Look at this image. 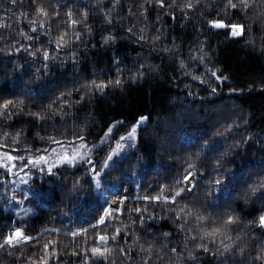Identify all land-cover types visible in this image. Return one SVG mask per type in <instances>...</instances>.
Masks as SVG:
<instances>
[{"label": "trees", "instance_id": "16d2710c", "mask_svg": "<svg viewBox=\"0 0 264 264\" xmlns=\"http://www.w3.org/2000/svg\"><path fill=\"white\" fill-rule=\"evenodd\" d=\"M52 2L54 4L55 0ZM95 2L71 0V6L93 5ZM225 2L201 0V7L189 19L177 13V18L173 20L167 10L149 6L146 0H121V4L114 9L113 0H103L106 8L99 11L89 9L88 19L77 25V30L87 24L92 31L85 32L84 43L76 45L75 63L65 59L64 52H60V58L50 61L45 71L42 57L19 54L8 61L5 54L0 53V61H7L0 62V96L24 100L23 114L17 113L11 120L0 118V145H5L0 149L12 152L16 145L12 143L11 136L17 131L21 132L19 154L37 155L40 154L37 149L49 151L56 146L47 139L41 141L37 133L54 137L62 143L79 141L77 135L84 136L87 142H94L104 137L108 127L114 125L111 138L104 137L90 156L99 162L114 147L116 139L126 133L139 117H148L145 124L139 127L137 147L126 152L132 163L124 166L126 175L123 183L97 190L94 187L89 189L85 182L80 193L72 194L69 192L71 183L77 177L84 178L83 169L61 170L58 177L43 175L42 179L35 180L37 183L33 186L42 195H37L35 199L29 197L20 210H5L6 190L4 181H0V231L7 233L13 227H20L38 240L37 244L21 242L17 246L19 250H13L11 256L7 255L9 249L0 250V264H13V261L23 264V261L17 260L21 253L25 257H38L43 251L41 246L49 240L54 242L56 251L50 264H84L83 256L91 255L86 250L94 245V233L101 230L111 233L116 227L130 225L128 209L133 207H148V214L155 212L158 218L146 221L143 234L137 231L139 222L130 229L122 227L123 232L141 235L138 244L133 245L131 235H122L116 242H110L109 246L116 250L114 254L107 261L99 259L97 264H141L143 254L139 245L147 248L149 243L153 244V251H158L163 257V264H170L169 254L162 245L183 248V234H177L176 225L161 212L160 206L150 205L141 197L146 193L158 194L161 185L173 186L189 162L196 163L197 171L207 170L215 176L217 173L212 171V164L221 153H227L224 161H231L224 163L222 171H236L234 185H227L229 190L233 186L235 190L230 194L213 190L209 195L205 191L209 176L201 178L197 175L200 183L192 196L187 197V202L196 203L213 216L222 213L226 206L235 209L242 219L232 227L230 234L233 240L240 237L237 246L248 245L250 250L255 249L248 222L264 209V199L246 200L242 193L257 173L264 175V88L261 87L264 85V51L260 50L264 42V18L256 16L255 10L249 11L246 16L239 12L233 15L232 10H226L225 14ZM28 4L29 0H24L23 9L17 5L15 17L8 19L6 17H12V12L6 13L5 9L10 5L7 0H0V21L12 25L0 28V48L13 41L29 43L18 35V29L27 30V21L20 17ZM109 9H112L111 26L105 25L102 18ZM217 13L222 19L249 26L247 34L243 38H230L225 30H209L204 20L215 18ZM74 18L79 19V14ZM15 19L20 22L15 23ZM66 27V17L61 13L57 22L51 24V36L54 38ZM129 27L137 36L145 35L146 41L137 43L134 37H129L126 32ZM141 29H144L143 33ZM72 31L68 29L69 35ZM108 33L118 39L114 44L105 46L103 35ZM157 35L160 39L154 40ZM43 38L41 35L40 39ZM249 39L255 41V47L246 43ZM202 42L208 53L203 64L189 58L200 55L197 49ZM35 46L42 47L40 43ZM52 54L57 55L55 52ZM71 54L69 52V56ZM181 60L185 64L183 68ZM14 64L22 66L16 73L12 71ZM206 69L215 70L227 79L216 82ZM137 72L143 73V76L133 82L129 77ZM192 74L205 79V84L193 81ZM37 75L39 80H36ZM13 77L17 78L15 83ZM117 78L122 80V84L109 85L104 92L86 93L81 88L82 84L93 79L114 81ZM211 87H217V92L211 93ZM61 92L71 93L67 99L73 102L70 108H64L66 115L42 112L49 101ZM81 95H84V100H80ZM28 113H40L44 118L37 120ZM229 124L234 125L231 132L223 136L215 135L217 131L224 132ZM4 132L10 135L4 137ZM198 135L217 141V149L205 156L200 151L204 140L197 139ZM249 136L251 140L246 149L244 146L235 147L236 142ZM237 152L239 155H236ZM137 156L142 157L139 163ZM203 163L207 164V169L201 167ZM164 194H170L167 188ZM121 197L127 199L120 207L124 209L123 213L117 214L119 219L111 222L110 217L106 228H93L91 225L102 214V206L106 207L112 199ZM217 203L219 207H213ZM80 228L87 229V232L77 237L70 235ZM165 232L171 235L164 237ZM260 240H264V236L257 232V242ZM118 246L130 249V261L120 255ZM74 251L79 255H73ZM229 261L231 264H249L247 256H229L224 264ZM88 264L92 261L89 260ZM152 264H160L155 255L152 256ZM195 264H217V261L200 253Z\"/></svg>", "mask_w": 264, "mask_h": 264}, {"label": "snow or ice", "instance_id": "6c2138e0", "mask_svg": "<svg viewBox=\"0 0 264 264\" xmlns=\"http://www.w3.org/2000/svg\"><path fill=\"white\" fill-rule=\"evenodd\" d=\"M10 7L6 8L5 11L12 12V17H6L8 19H13L15 17L16 6L19 5L22 9L24 8V0H7ZM149 6L157 7L161 11L167 10V14L171 19L175 20L177 18V13L182 15L185 19H189L191 14L198 8L201 7V0H146ZM121 4V0H113L112 8H116ZM107 6L103 4V0H96L95 4H81L76 7L71 6V0H55L53 4L52 0H29L28 8L26 11L21 12L20 19L27 21V30L24 28L18 29V35L23 39L28 41V44H21L19 41H13L10 45L0 48V53H4L8 58V61L12 59L14 55L25 54L33 58L42 57L43 64L42 68L47 71L49 68V62L58 60L59 53L64 52L65 59H70L73 63L76 62V53L74 51L78 43H84L83 35L85 32H91L92 29L84 24V28L77 30V25L86 21L89 16V9H95L99 11L101 8H106ZM144 9V5L140 6ZM226 10H232V14L235 15L236 12L242 13L245 16L249 11L255 10L256 16L264 18V0H226L225 5ZM112 9L108 10L102 18L104 19L105 25L111 26L112 20L110 19V13ZM63 13L66 17L67 27L64 30L59 31L58 35L54 38L51 36V24L57 22L60 14ZM79 14V19L74 18ZM29 17H33L29 19ZM19 19H15V23H19ZM204 24L209 30H225L230 38H243L247 34L249 26L232 22L230 20L220 18V13H217L215 18L205 19ZM12 27L11 24L4 23L0 21V28ZM68 29H72V34L69 35ZM141 33L144 29L140 30ZM129 37H134L137 43H143L146 41V36L136 35L132 27L126 30ZM43 39H40V36ZM103 35V34H102ZM118 37L112 33L103 35V44L105 46H110L117 41ZM154 40H159L160 36L157 35L153 37ZM45 40L47 45L44 46ZM40 43L42 47L37 48L35 45ZM246 43L251 44L255 47V41L249 39ZM195 47V46H194ZM260 50L264 51V42L260 45ZM168 51V49H165ZM191 51V49H190ZM200 55H193L189 58L193 61H199L200 63H205V58L208 53L205 51V44L202 42L197 49ZM55 52L57 55H53ZM71 52V56H69ZM7 63V61H0ZM22 66L19 64H14L12 67L13 73H16L18 69ZM181 67H185L184 61L181 60ZM210 71L211 76L216 82H221L226 80L227 77H222L218 75L215 70L206 69ZM143 76V73L137 72L132 74L129 78L135 82L137 78ZM40 76H36V80H39ZM193 81H199L201 84H205V79L201 76L195 74L191 75ZM17 80L13 77V82ZM121 85L122 80L117 78L113 80H100L95 79L91 81H86L81 85V88L85 90L86 93L104 92L109 85ZM251 87V86H250ZM264 88V85H261ZM31 92L32 89H27ZM211 93L217 92V87L210 88ZM234 91V89H232ZM192 95L191 92L188 93ZM71 93L61 92L58 96L51 99L48 105L42 109V112L47 114L51 112L52 115H56L59 112L61 115H66L64 108H70L73 102H70L67 97ZM84 95H81L80 100H84ZM80 101H75L79 103ZM24 100L18 99L10 96H0V118L5 120H11L13 116L17 113L23 114L24 109L22 105ZM60 106L57 108V106ZM34 116L37 120H42L44 117L40 113H28ZM148 117L141 116L136 121L135 124L127 131L126 134L121 135L115 141V147L110 148L102 161L97 162L90 158L89 152L83 151L86 148L85 137L77 135L76 139L81 143L77 148L73 142H69L65 146L61 141L55 139L54 137L42 136L37 133V137L43 141L47 139L50 143L55 144L57 148L51 150V154H48V150L37 149L40 154L37 155H20V136L21 132L17 131L14 136H11L12 143L16 145L12 149V152H5L3 157H0V176H11L22 173L23 176H28L29 172L26 170L35 169L39 171L40 174L46 175L48 177H58L61 170L67 169H77L82 168L84 173V178L77 177L71 183V188L69 192L72 194H78L84 188L85 182L88 184V188H95L97 190L106 186H115L117 183L124 182V176L126 172L124 171L125 164L131 165L132 161L128 160L129 153H126V148L132 149L137 147L138 135L137 129L142 125ZM122 123V122H117ZM233 124L227 125L224 132L217 131L216 136H223L227 132H231ZM113 126H109L105 132V137L111 138L113 134ZM10 134L4 132L3 136L8 137ZM197 139H203L204 143L200 151L207 156L208 153L213 152L218 147V142L215 140H210L205 138L203 135H198ZM251 137H245L242 141H238L235 144L236 148L244 146L247 148ZM259 143V142H258ZM5 147V145H0V148ZM57 149H59L57 151ZM16 153V154H12ZM131 155H135L131 153ZM227 153H221L220 156L213 162L212 171L217 174L211 176L207 170L197 171L196 163L189 162L187 169L184 170L182 175L178 176L175 180L173 186L161 185L158 194L146 193L141 199L150 205L160 206L161 212L164 213L168 219H170L173 224L176 225L177 234H183V248H178L169 245H162L163 250L168 253V259L170 264H195L196 260L199 258V254L203 253L209 255L213 260L217 261V264H224L228 257H248L249 264H264V240L257 242V232L261 236H264V209L261 210L260 214L253 219H251L248 227L249 233L252 235V243L256 244L254 250H250V246L243 245L237 246V241L240 237L237 236L235 240L230 234V230L234 225H237L242 217L235 212L230 206H226L222 213L213 216L212 214L206 213L202 207L198 206L196 203L187 202V197L192 196L197 185L200 183L196 179L199 175L201 178L208 175L209 179L206 184L207 187L205 191L211 195L213 190H219L221 192L234 191L235 187L231 190L228 189V184H233L236 181V171L223 172L224 163H231V161H224V157ZM239 155V152L236 153ZM142 157L137 156L136 161L139 163ZM20 162V163H17ZM202 168L207 169V164L203 163ZM22 183L27 184V180H22ZM167 188L169 195H165V189ZM29 193L31 195H42L37 191L29 189V192L22 193L23 200L17 197L15 193L10 196V199L16 201L17 203H22L24 200L29 199ZM243 197L247 199H264V175L259 173L253 178L252 183L247 184V188L242 193ZM126 197H121L119 201H112L108 203V206H102V214L96 219L95 223L91 225L93 228H100L105 226V228L110 223L109 218L111 217V222L119 219L117 214H122L124 209L120 207H114L115 204H124ZM219 200V197H217ZM227 204V202H225ZM182 205V206H181ZM213 207H219V204H214ZM30 211V210H29ZM130 225H122L123 228H131L139 222L138 232L143 234V229L146 225V221L157 219L155 212L149 213L148 207H133L128 209ZM133 215L135 219H133ZM122 227H116L114 231L109 233L108 231L101 230L94 233V245L86 250L90 252L91 255L85 254L83 256L84 264H88L91 260L92 264H97L99 259L107 261L110 256L114 254L115 249L110 247V242H116L119 237L131 235L133 245L138 244L141 239V235H136L133 232H123ZM87 232V229L80 228L70 233L71 236L77 237L83 235ZM171 233H163L164 237L170 236ZM0 250L9 249L7 255L11 256L13 250H19L17 246L24 244L33 243L37 244L38 240L35 237L26 234L25 229L20 227H13L9 232L4 233L0 231ZM151 241V236L148 237ZM42 254L40 256H30L25 257L23 253L17 257V260L23 261V264H50L51 259L55 258L56 251L54 247V242L49 240L45 242L42 246ZM140 252L143 254L141 256V264H152V256L155 255L156 260L163 264V257L159 255L158 251H153V244L149 243L148 247L145 248L143 244L139 245ZM118 251L122 257L127 260H131V256L128 255L130 249H125L118 246ZM254 253V254H253ZM73 255H79L77 252H73ZM222 258V259H218ZM16 264V261H13ZM71 264V262H69ZM231 264V261L228 262Z\"/></svg>", "mask_w": 264, "mask_h": 264}, {"label": "rangeland", "instance_id": "374dc122", "mask_svg": "<svg viewBox=\"0 0 264 264\" xmlns=\"http://www.w3.org/2000/svg\"><path fill=\"white\" fill-rule=\"evenodd\" d=\"M146 117V116H144ZM139 119V118H138ZM146 122V121H145ZM145 122L143 124H145ZM136 123V122H135ZM134 123V124H135ZM142 124V125H143ZM141 126V125H140ZM139 126V127H140ZM139 127L137 129V135H138V132H139ZM127 133V132H126ZM124 133V134H126ZM123 134V135H124ZM105 137V136H104ZM104 137L100 138L98 141H94V142H87V141H84L86 143V148L83 150V151H87L89 152V155L91 156L92 153L100 146V144L103 142L104 140ZM138 142V141H137ZM75 144V146L78 148L79 147V144L81 143L80 141H77V142H73ZM65 146H67L69 143H63ZM114 147H115V144H114ZM54 148H57V146H54L52 149ZM50 149L48 151V154H51V150ZM133 149V148H132ZM59 149H57L58 151ZM130 150L129 148H126V152ZM5 152H11V151H7V150H3V149H0V157H3V154ZM14 154V153H12ZM39 154H37L38 156ZM17 163H20V162H17ZM1 172H3L2 169H0ZM29 172V175L28 176H23L22 173H18L17 175H11V176H0V181H4V187H5V190H6V195H5V199H6V202L4 203L3 207L5 210H13V209H16V210H20L23 208V206L25 205V200L22 202V203H17L16 201H13L10 199V196L15 193L17 195L18 198H20L21 200H23V197H22V193L24 192H29V189H32L34 191H37L35 190L34 188V184L37 183L35 180L36 179H42L43 175L39 173V171L35 170V169H32V170H26ZM196 179H197V176H196ZM22 180H27L28 183L25 184V183H22L21 181ZM29 197L30 198H37V195L36 196H33L31 195V193H29ZM112 201H119V198H114L112 199L110 202ZM122 204H115L113 205L114 207H121Z\"/></svg>", "mask_w": 264, "mask_h": 264}]
</instances>
